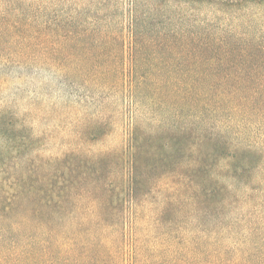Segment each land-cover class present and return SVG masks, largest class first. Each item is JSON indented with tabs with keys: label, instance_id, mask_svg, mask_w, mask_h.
<instances>
[{
	"label": "trees",
	"instance_id": "1",
	"mask_svg": "<svg viewBox=\"0 0 264 264\" xmlns=\"http://www.w3.org/2000/svg\"><path fill=\"white\" fill-rule=\"evenodd\" d=\"M68 1L98 23L122 10L133 55L151 45L182 62L171 72L212 53L256 77L88 83L108 96L83 135H109L104 100L121 95L123 146L56 184L46 166L0 184V264H264V0ZM193 2L214 18L193 19Z\"/></svg>",
	"mask_w": 264,
	"mask_h": 264
},
{
	"label": "rangeland",
	"instance_id": "2",
	"mask_svg": "<svg viewBox=\"0 0 264 264\" xmlns=\"http://www.w3.org/2000/svg\"><path fill=\"white\" fill-rule=\"evenodd\" d=\"M114 2L122 8L127 0ZM72 4L68 0L0 1V14L9 7L0 15V184L5 188L14 177L27 178L24 174L33 166L37 172L46 166L44 174L54 184L61 177L62 181L69 178L75 169L76 175H83L100 153L122 148L128 113L121 95L104 100L112 109L109 135L101 140L83 135L88 118L101 114L97 99L108 96L90 82L256 77L246 65H241L242 70L225 69L212 53L193 58V73L171 72L168 64L178 67L182 62L173 55L163 62L151 45L144 44L133 55L122 10L98 23L83 11L71 16ZM193 7V19L199 21L216 14L205 4L193 2ZM259 13L258 30L264 28L263 7ZM71 21L72 28L52 29Z\"/></svg>",
	"mask_w": 264,
	"mask_h": 264
}]
</instances>
